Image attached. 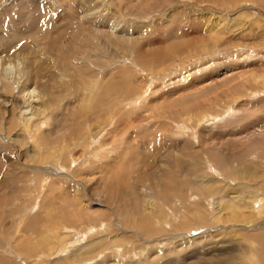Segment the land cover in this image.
I'll return each mask as SVG.
<instances>
[{
	"label": "rangeland",
	"instance_id": "obj_1",
	"mask_svg": "<svg viewBox=\"0 0 264 264\" xmlns=\"http://www.w3.org/2000/svg\"><path fill=\"white\" fill-rule=\"evenodd\" d=\"M237 4L0 0V264H264V0Z\"/></svg>",
	"mask_w": 264,
	"mask_h": 264
},
{
	"label": "bare ground",
	"instance_id": "obj_2",
	"mask_svg": "<svg viewBox=\"0 0 264 264\" xmlns=\"http://www.w3.org/2000/svg\"><path fill=\"white\" fill-rule=\"evenodd\" d=\"M244 1L245 0H224V2L225 3H227V5H231L232 7H234V9H235V6H237L238 4L237 3H244ZM209 2V1H208ZM217 2V1H216ZM215 2V3H216ZM223 3V2H222ZM217 4H219V3H217ZM237 4V5H236ZM216 6V5H215ZM241 6V5H240ZM230 8V7H229ZM200 10V9H199ZM211 11V10H210ZM198 12V11H197ZM201 14H202V16H204V17H209L210 19H212V21L214 22H212L208 27H207V29H206V32H205V34H208V36L209 37H211V38H213V41H212V43H214V44H218V45H220V43L224 40V38H223V36H224V34H226V32H232L233 34L234 33H236V32H244V25L245 24H243L242 23V21H241V19H242V17H241V19L239 18L238 19V16H236V15H230V14H225V15H222V16H217L216 14H214L213 12L212 13H210V12H207V11H202L201 12V10L199 11ZM106 14V13H105ZM201 16V15H200ZM201 16V17H202ZM207 19V18H206ZM197 21V20H196ZM209 22H210V20H209ZM208 22V23H209ZM215 24V25H214ZM196 25V24H195ZM202 25V24H201ZM200 26V25H199ZM199 26H198V28H199ZM206 27V26H205ZM198 30V29H197ZM240 33V34H241ZM187 34V33H186ZM190 34V33H189ZM199 39V38H198ZM239 38H237L236 39V36L235 35H233V38L230 40V41H232V40H238ZM212 40V39H211ZM134 41V40H133ZM195 41V40H194ZM197 41V40H196ZM209 41V40H208ZM5 42V41H4ZM164 55V54H163ZM157 58V57H156ZM0 64H1V61H0ZM12 64L11 63H9V65H7L6 67H8L7 68V70H8V72H10L11 71V69H13L12 68V66H11ZM15 65V64H14ZM228 70V69H227ZM27 73V72H26ZM28 74V73H27ZM15 78V77H14ZM14 78H12V83L13 84H16L17 83V80H14ZM2 79V78H1ZM28 79V78H27ZM29 79H31V78H29ZM179 79V78H178ZM263 80V79H262ZM34 81V80H33ZM22 82V81H21ZM24 83H27V82H25V81H23ZM30 82H31V80H30ZM260 82V81H259ZM262 82V81H261ZM10 83H9V79H7V78H3V80H0V91H3V92H8V91H10V89L11 90H13L12 89V87L9 85ZM261 84V83H260ZM30 85V84H29ZM24 86V85H23ZM11 87V88H10ZM25 87H27V85H25ZM29 87H31V86H29ZM24 90V89H23ZM27 91V90H26ZM144 91V90H143ZM33 92V91H32ZM24 93V92H23ZM29 93V92H28ZM158 93V92H157ZM172 96V95H171ZM35 97V96H34ZM32 99V98H31ZM23 100H25V99H23ZM33 100V99H32ZM30 104V103H29ZM37 105V104H36ZM34 106V105H33ZM32 108V107H31ZM31 111H33L32 109H30V106L28 107H26V109H25V113H29V112H31ZM24 114V113H23ZM24 115H26V114H24ZM32 118V117H31ZM205 120V119H204ZM212 120V119H211ZM215 121V120H214ZM39 123V122H38ZM42 124V123H41ZM40 126V125H39ZM35 128V127H34ZM33 128V129H34ZM36 129V128H35ZM118 141V140H117ZM126 149H127V147H126ZM144 156V155H143ZM258 165V164H257ZM246 168V167H245ZM259 168V167H258ZM264 169V168H263ZM246 170V169H245ZM250 170H252V171H254V168H252V169H250ZM258 170V169H257ZM241 171V170H240ZM264 171V170H263ZM248 172V171H247ZM247 172H246V175H247ZM254 172H256V171H254ZM261 174V173H260ZM241 175V174H240ZM243 175H244V173H243ZM243 175H241V177H244ZM250 176L249 177H254V178H256V177H258V176H260L259 175V173L258 174H256V173H253V174H249ZM262 175V174H261ZM259 178V177H258ZM260 178H261V176H260ZM263 178V177H262ZM170 179V178H169ZM264 181V180H263ZM210 184V185H209ZM221 184H223V181L222 180H217V181H215L213 184H211V183H207L205 186H207L209 189H212V194L213 195H219V194H221L222 193V189H223V193H224V187H223V185H222V187H221V189H220V185ZM230 184V183H229ZM262 184V183H261ZM226 187V186H225ZM242 188H244V187H242ZM226 189H227V187H226ZM246 190H250V187H249V189H248V187H247V189ZM211 191V190H210ZM260 191V190H259ZM237 192V191H236ZM256 192V191H255ZM264 192V191H263ZM244 193V192H243ZM253 193V192H252ZM210 194V193H209ZM224 194H227L226 192L224 193ZM224 194H222V198H227L226 199V201H231L232 202V204H230V203H227V204H224V201H222V209L223 210H221V211H224L225 212V214L227 213V212H229V214H226L227 215V217L228 218H230V216L232 217V213L234 214L233 215V217H232V220H234L235 218L234 217H236V218H238V220H236V223H241V224H243V223H245V224H247V225H249L250 223H252L253 221L250 219L251 217H253V216H251L250 215V218L248 217V213L247 212H245L246 211V209H245V211H242L241 209H243L242 207H241V209L239 208V204H240V202H244V201H238L239 200V197H233V198H230L229 196H224ZM229 195V194H228ZM258 195H260V194H257V196ZM251 196V195H250ZM254 196V195H253ZM256 196V195H255ZM262 196V195H261ZM260 197V196H259ZM258 198V197H257ZM260 200H262V199H260ZM221 201V200H220ZM263 201V200H262ZM260 201H258V203H259ZM238 203V204H237ZM245 203H247V201L246 202H244V204ZM253 202H251V204H252ZM262 203V202H261ZM248 204V203H247ZM255 204H256V202H255ZM234 205H236V208L234 207ZM242 205V204H241ZM240 205V206H241ZM238 206V207H237ZM254 206L256 207L257 205H253L252 206V212L254 211ZM239 210L240 211H242V213H240L239 212ZM259 210V209H258ZM259 216L260 215H262V214H264V212L261 210L259 213ZM166 215V214H165ZM199 215H202V214H199ZM240 215V216H239ZM222 215L219 213L218 215H216V218H215V220H219V218L221 217ZM223 216H225V215H223ZM198 218V217H197ZM234 218V219H233ZM249 218V219H248ZM202 220H203V218H202ZM201 220V221H202ZM195 221V220H194ZM200 221V220H199ZM200 221V222H201ZM229 221H231V219L229 220ZM234 222H235V220H234ZM229 223V222H228ZM202 224V223H201ZM243 226V225H242ZM261 226V225H260ZM258 227V226H257ZM257 229H259V228H257ZM261 229V228H260ZM56 234V233H55ZM72 235V234H71ZM220 235V234H219ZM70 235H66V237H69ZM209 236V234H207V238H209L208 237ZM213 236V235H212ZM63 237V238H62ZM215 237V236H214ZM60 238L63 240L64 239V236L63 235H61L60 236ZM214 239V238H213ZM209 241H211V240H209ZM255 241V240H254ZM258 241V240H257Z\"/></svg>",
	"mask_w": 264,
	"mask_h": 264
}]
</instances>
